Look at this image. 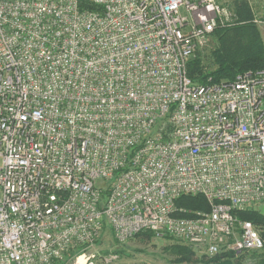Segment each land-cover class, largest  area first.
Instances as JSON below:
<instances>
[{
	"label": "built area",
	"instance_id": "1",
	"mask_svg": "<svg viewBox=\"0 0 264 264\" xmlns=\"http://www.w3.org/2000/svg\"><path fill=\"white\" fill-rule=\"evenodd\" d=\"M234 22L221 0H0V264H94L106 226L264 249L233 214L264 205V69L188 76Z\"/></svg>",
	"mask_w": 264,
	"mask_h": 264
},
{
	"label": "trees",
	"instance_id": "2",
	"mask_svg": "<svg viewBox=\"0 0 264 264\" xmlns=\"http://www.w3.org/2000/svg\"><path fill=\"white\" fill-rule=\"evenodd\" d=\"M224 4L235 15L234 24L219 27L214 31L212 35L214 46L209 54L211 60L209 65L204 62L206 50L188 64V76L194 83L199 85L234 80L239 74L264 69V39L259 25L255 22L257 17L252 0H231L230 2H224ZM176 204L179 209L210 210V204L202 196H184ZM233 214L240 220L253 223L264 241V211L251 209L245 212H233ZM107 229L106 226L105 231ZM110 232L113 235L112 229H110ZM134 238L139 239L141 242L151 243L153 239L158 237L155 233L146 231ZM164 238L171 241L170 251L177 257L176 263L178 264H190L198 260L202 264H242L240 255L222 254L215 258H209L206 255L198 256L200 253L191 246L180 243L170 236ZM115 242L118 246L116 240ZM263 250L250 253L255 258L259 256L256 264H264V256L259 255V252ZM122 252L121 250H114L111 253L121 255ZM76 253L77 251L70 252L66 260ZM103 253L105 255L110 254L109 251Z\"/></svg>",
	"mask_w": 264,
	"mask_h": 264
},
{
	"label": "rangeland",
	"instance_id": "3",
	"mask_svg": "<svg viewBox=\"0 0 264 264\" xmlns=\"http://www.w3.org/2000/svg\"><path fill=\"white\" fill-rule=\"evenodd\" d=\"M224 2H230L231 0H221ZM254 10L256 12V20L261 21L257 23L260 27L262 37L264 39V0H252ZM214 46V42L211 41L210 44L205 48L206 54L204 62L209 65L210 51ZM204 50V51H205ZM254 209L264 211V205L257 206ZM171 241L166 238H155L151 243L141 242L139 239L132 238L126 242L123 246H117L113 235L108 228L104 231L99 243L95 247L93 254L96 255V260L94 264H106L103 262L102 258L109 256L114 250L123 251L121 255H118V259L110 264H178L176 263L177 257L170 251ZM109 251L110 254L105 255L103 252ZM259 255L264 256V250L259 252ZM202 254H198L200 256ZM242 264H256L259 260L258 257H253L252 254H242L240 255ZM70 261V262H69ZM82 261V260H81ZM69 264H73L71 257L68 259ZM190 264H202L200 260Z\"/></svg>",
	"mask_w": 264,
	"mask_h": 264
}]
</instances>
